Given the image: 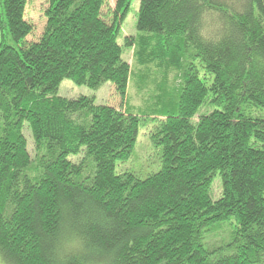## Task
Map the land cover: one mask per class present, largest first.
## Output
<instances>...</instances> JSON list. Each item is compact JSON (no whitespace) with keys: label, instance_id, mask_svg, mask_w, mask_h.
Instances as JSON below:
<instances>
[{"label":"trees","instance_id":"16d2710c","mask_svg":"<svg viewBox=\"0 0 264 264\" xmlns=\"http://www.w3.org/2000/svg\"><path fill=\"white\" fill-rule=\"evenodd\" d=\"M46 1L43 33L29 40L28 0H2L15 41L0 43L2 260L264 264V0H141L138 33L125 38L133 64L118 42L132 0H116L110 19L107 0ZM64 79L112 82L124 101L132 79L150 81L158 99L135 113L64 97ZM150 120L161 168L117 172ZM69 219L87 251L61 259Z\"/></svg>","mask_w":264,"mask_h":264},{"label":"rangeland","instance_id":"374dc122","mask_svg":"<svg viewBox=\"0 0 264 264\" xmlns=\"http://www.w3.org/2000/svg\"><path fill=\"white\" fill-rule=\"evenodd\" d=\"M141 0H132L129 9L124 17L121 25V31L118 42L123 45V57L131 64L134 63V49L125 45L126 36H136L138 33L137 22L140 9ZM116 0H107L103 9L106 19L113 16L115 10ZM46 0H28L25 12V18L34 25V31L27 37L29 40L38 39L43 33L46 16L45 12L48 8ZM5 20L4 11L2 8V0H0V43L5 41L8 44H14L15 41L8 32V28L2 25V20ZM173 79V78H172ZM177 83V82H176ZM172 86V85H171ZM158 85L154 82L147 84V87H140L136 81L131 82L128 88L127 100L117 93L115 85L112 82H106L99 89H93L86 85H78L70 79H64L60 85L59 94L67 98H77L81 95L95 96L97 104L113 105L122 110L131 109V112L144 113L150 112L152 102L158 99ZM205 112V109L201 110ZM147 118V117H146ZM152 118V117H150ZM155 118V117H154ZM158 120L162 117L157 116ZM160 118V119H159ZM163 119V118H162ZM198 119L196 116L195 120ZM146 121L140 126L136 145L131 157L119 162L116 170L117 172L131 171L140 178H146L154 172H157L162 166V147L154 145L151 135L156 130L159 121ZM28 142V149L32 158L36 156V145L33 139L32 131L28 125L23 129ZM83 155L72 157L73 161L78 162ZM222 191V185L219 178L215 179L212 198L217 199ZM0 264H7L0 256Z\"/></svg>","mask_w":264,"mask_h":264},{"label":"clouds","instance_id":"9594fccd","mask_svg":"<svg viewBox=\"0 0 264 264\" xmlns=\"http://www.w3.org/2000/svg\"><path fill=\"white\" fill-rule=\"evenodd\" d=\"M54 251L61 259L69 253L87 251V240L72 226L71 219L65 222Z\"/></svg>","mask_w":264,"mask_h":264}]
</instances>
